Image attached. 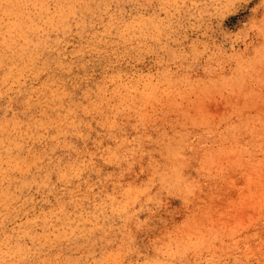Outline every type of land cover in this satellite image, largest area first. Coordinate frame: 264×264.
Masks as SVG:
<instances>
[{"label":"rangeland","instance_id":"rangeland-1","mask_svg":"<svg viewBox=\"0 0 264 264\" xmlns=\"http://www.w3.org/2000/svg\"><path fill=\"white\" fill-rule=\"evenodd\" d=\"M258 2L0 0V264H264Z\"/></svg>","mask_w":264,"mask_h":264},{"label":"clouds","instance_id":"clouds-1","mask_svg":"<svg viewBox=\"0 0 264 264\" xmlns=\"http://www.w3.org/2000/svg\"><path fill=\"white\" fill-rule=\"evenodd\" d=\"M151 2V0H148ZM235 3V0H210V11L208 12L209 17L216 18L213 22V27L211 29V34L216 37L219 41H224V43L231 44L232 46L237 45V39L235 36L231 40L227 38L225 33L228 31L224 29V22L227 19L226 15H223L220 11L225 5H231ZM246 4H252L253 0H245ZM229 15H234V13H229ZM248 39L252 40L253 38L264 41V0H259L258 6L253 10V21L248 24ZM205 36L208 33H203ZM152 39H157L152 37ZM178 169H181L184 172H188V169L183 168V158L175 159L170 161L168 164V174L171 177L170 187L178 193L176 195L172 194L168 188H162L160 190L161 198L167 199L170 203L171 201L178 200L181 205H184L186 202L191 203V198L194 196L197 186L191 180H186L180 183L176 182L175 173ZM194 171V169L192 170ZM158 175V174H157ZM157 182H159L157 180ZM185 197V198H182Z\"/></svg>","mask_w":264,"mask_h":264},{"label":"bare ground","instance_id":"bare-ground-1","mask_svg":"<svg viewBox=\"0 0 264 264\" xmlns=\"http://www.w3.org/2000/svg\"><path fill=\"white\" fill-rule=\"evenodd\" d=\"M22 52H24V49H22Z\"/></svg>","mask_w":264,"mask_h":264}]
</instances>
